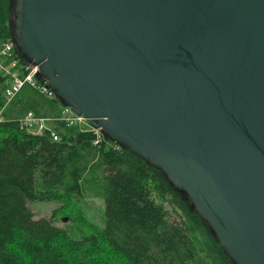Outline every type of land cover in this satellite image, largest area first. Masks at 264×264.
I'll return each instance as SVG.
<instances>
[{"label":"water","instance_id":"1","mask_svg":"<svg viewBox=\"0 0 264 264\" xmlns=\"http://www.w3.org/2000/svg\"><path fill=\"white\" fill-rule=\"evenodd\" d=\"M37 80L264 264V0H12Z\"/></svg>","mask_w":264,"mask_h":264},{"label":"trees","instance_id":"2","mask_svg":"<svg viewBox=\"0 0 264 264\" xmlns=\"http://www.w3.org/2000/svg\"><path fill=\"white\" fill-rule=\"evenodd\" d=\"M13 18L12 0H0V47L11 42ZM14 58L23 68L17 52ZM6 81L0 74L4 88ZM1 118L0 264H233L187 196L130 150L105 137L94 145L92 132L70 135L64 128L55 129L61 140L54 141ZM96 166L102 226L73 202ZM37 201L63 202L77 236L51 219H36L29 202Z\"/></svg>","mask_w":264,"mask_h":264},{"label":"rangeland","instance_id":"3","mask_svg":"<svg viewBox=\"0 0 264 264\" xmlns=\"http://www.w3.org/2000/svg\"><path fill=\"white\" fill-rule=\"evenodd\" d=\"M5 45V44H4ZM2 45L0 47V52L1 49L4 47ZM0 61L4 62V65H7L9 67L10 64V59L9 58H3L0 56ZM18 68L17 70L20 72ZM21 75L23 76L22 72H20ZM7 83V81H6ZM5 83V84H6ZM40 83V82H39ZM29 85L25 87V89L18 95L17 99L11 100L10 102H4L2 99L1 102H3L2 106L0 104V111H2V116L4 117H17L23 112H28V110H32L36 112V109L31 107V102L25 101V100H20L19 97L24 94H30L31 89H28ZM5 88L2 83H0V97L5 96ZM37 94V93H36ZM39 95L41 99L49 100L50 103H55L60 104L62 107L63 105L56 99V98H51L48 95ZM50 98V99H49ZM5 105V106H4ZM49 122V121H48ZM47 122V123H48ZM58 129L62 127H57ZM65 129V132L68 134H78L80 132H85L87 129H89L88 124H80L72 127H63ZM90 170L89 173L86 175L87 180L85 181L86 184L84 183V190L82 195L75 201L74 207L79 208L80 211L88 218V221H91L92 223L96 225L102 226L104 223V207H105V202L104 198L101 196L102 192V186L100 184V176H101V171L99 169V166H96L94 171ZM64 205L63 202H58V201H53V202H29V207L31 210L34 212L35 218L40 219V218H48L54 221V223L61 228L67 229L73 234L74 236H77V224L75 223V218L74 215L67 212L65 207H62ZM59 208H62L60 210ZM57 212L55 214V217H53L54 212ZM70 215V216H67ZM67 218V219H66Z\"/></svg>","mask_w":264,"mask_h":264},{"label":"built area","instance_id":"4","mask_svg":"<svg viewBox=\"0 0 264 264\" xmlns=\"http://www.w3.org/2000/svg\"><path fill=\"white\" fill-rule=\"evenodd\" d=\"M16 53L15 47L11 42H8L4 45L1 50V55L10 59L9 67H5L0 64V73L5 72L8 76V86L5 88V96L4 99L8 103L10 102L25 86V84L29 83L34 87H37L42 93L48 95L51 98H55L54 93L49 90L45 83H39L36 78V74L38 72V67L25 64L20 67L19 62L14 58ZM20 68V72L17 70ZM2 117V111H0V121ZM20 125L22 130H25L33 135L42 136L49 132L54 141H60L61 136L55 129H50L47 126V122L49 121L46 118L35 115L32 112L27 113L22 118L15 120ZM59 121L63 123L66 127H72L80 124H88L89 129L86 131L92 132L95 136L94 145H98L101 140L104 138L101 130L97 127H94L90 124V120L86 119L83 116L77 115L71 108L64 107L61 117ZM85 131V132H86Z\"/></svg>","mask_w":264,"mask_h":264},{"label":"crops","instance_id":"5","mask_svg":"<svg viewBox=\"0 0 264 264\" xmlns=\"http://www.w3.org/2000/svg\"><path fill=\"white\" fill-rule=\"evenodd\" d=\"M39 82L42 83L41 81ZM27 85H29L28 89H31V93L29 95L28 94L21 95L19 99L25 100L27 101V103L31 102V107L35 108L36 112L32 110H28V112H23L17 117H4V120H18L27 113L32 112L35 115L48 119L49 120L48 125L51 128L58 129L57 127L59 126L63 128L65 125L59 121V118L61 117L64 106L62 107L60 104L55 103L54 101H52L53 103H50L49 100L48 99L45 100V98L41 99L40 96L44 95V93H42L37 87H34L29 83L25 84L23 89L13 98V100L17 99L18 95L25 89Z\"/></svg>","mask_w":264,"mask_h":264},{"label":"bare ground","instance_id":"6","mask_svg":"<svg viewBox=\"0 0 264 264\" xmlns=\"http://www.w3.org/2000/svg\"><path fill=\"white\" fill-rule=\"evenodd\" d=\"M12 43V42H11ZM13 44V43H12ZM2 50V49H1ZM0 56H2L1 55V52H0ZM15 56V55H14ZM3 58H7V57H4V56H2ZM0 64H2L3 66H5L6 68L8 67L7 65H4V62L3 61H0ZM0 74H2V76L4 77V78H7L8 79V76L5 74V72H1ZM78 115V114H77ZM81 116V115H80ZM47 126L50 128V129H54V128H51L49 125H48V123H47ZM100 129V128H99ZM101 130V129H100ZM47 133H49V132H47ZM50 134V133H49ZM104 136V135H103Z\"/></svg>","mask_w":264,"mask_h":264}]
</instances>
